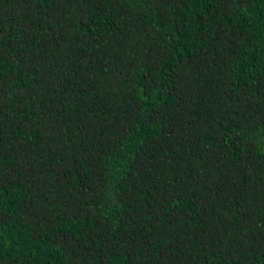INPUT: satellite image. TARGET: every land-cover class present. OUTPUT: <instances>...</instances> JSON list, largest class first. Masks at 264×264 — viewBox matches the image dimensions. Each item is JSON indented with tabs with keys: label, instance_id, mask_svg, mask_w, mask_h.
Segmentation results:
<instances>
[{
	"label": "trees",
	"instance_id": "obj_1",
	"mask_svg": "<svg viewBox=\"0 0 264 264\" xmlns=\"http://www.w3.org/2000/svg\"><path fill=\"white\" fill-rule=\"evenodd\" d=\"M0 264H264V0H0Z\"/></svg>",
	"mask_w": 264,
	"mask_h": 264
}]
</instances>
